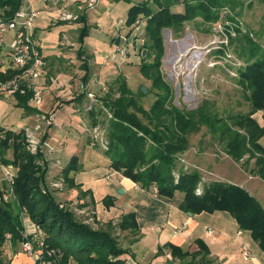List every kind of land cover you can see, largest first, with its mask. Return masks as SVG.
I'll use <instances>...</instances> for the list:
<instances>
[{"label": "trees", "instance_id": "obj_1", "mask_svg": "<svg viewBox=\"0 0 264 264\" xmlns=\"http://www.w3.org/2000/svg\"><path fill=\"white\" fill-rule=\"evenodd\" d=\"M21 1L0 0V16L11 17L22 5ZM238 5L237 0H143L128 9L125 27H131L139 16L145 22L138 67L141 76L151 82L150 92L156 91L155 100L147 110L144 109L125 79L117 76L118 97L111 99L109 92L102 100L103 107L111 113L104 153L109 168L139 188L146 191L155 188L160 196L168 198L175 192L182 193L183 201L179 207L185 213H228L239 229L248 231L264 252V209L255 198L238 185L218 181L205 184L197 194L200 176L196 172H180L177 178L173 176L179 157L191 147L189 138L204 128L205 135H209L231 160L242 162L244 166L253 161L249 172L264 181V148L259 144L264 127L253 117L260 111L264 120V47L254 42L248 33L240 34L235 29L240 42L236 47L237 56L244 63L236 70V83L244 92L249 110L224 118L218 116L206 101L193 110L174 106L172 89L163 81L160 72L164 56L163 30H171L177 35L185 23L197 18L215 23L220 8L229 6L234 10ZM178 6L182 10H176ZM84 19L83 15L78 23ZM143 50H146L144 57ZM81 54L79 49L78 56ZM16 73L10 68L0 71V83L10 81ZM85 76L84 82L88 79L87 72ZM139 93L144 95L140 88ZM14 94L17 106L28 110L32 91L25 89L24 94L17 91ZM1 150L3 157H6V151L9 152V157L3 158L2 162L14 166L15 179L14 195L8 202L1 198L8 188L5 183L0 185V258L4 253L6 233L12 236L13 255L20 253L22 210H25L43 231L46 244L60 251L57 264H124L127 261L124 257L127 250L110 232L91 230L76 222L72 213L59 208L55 193L49 189L46 180V160L42 153L31 155L26 150L23 129L5 131ZM77 169V160L72 157L62 170L69 187L79 188L70 176ZM80 195L85 197L87 193L81 190ZM117 227L121 232L134 233L137 230L135 215L122 216ZM195 243L198 250L193 253L182 252L172 245L165 247L173 259L183 264H214L206 245L199 240Z\"/></svg>", "mask_w": 264, "mask_h": 264}, {"label": "rangeland", "instance_id": "obj_2", "mask_svg": "<svg viewBox=\"0 0 264 264\" xmlns=\"http://www.w3.org/2000/svg\"><path fill=\"white\" fill-rule=\"evenodd\" d=\"M31 1L37 2V0H22L25 4ZM237 1L239 5L234 10L229 6L220 8L218 10L219 18L215 23L204 22L200 18H197L192 22L185 23L183 29L177 35L168 29L162 31L164 56L161 60L160 72L163 81L172 89V104L174 106L180 109L193 110L199 107L203 101H206L210 103L211 109L215 110L218 116L222 118L227 115L244 113L249 110V105L245 101L244 92L236 83V70L243 67L244 63L237 56L236 47L239 46L240 42L238 41L239 36L236 34L235 29L237 28L240 34L248 33L254 42L264 47V3L261 0ZM58 2V5H55L56 7H59L63 3L60 0ZM137 2H143V0H118L117 2H112L114 4L108 6L109 12L105 10L102 12L103 17L100 27L103 24L106 27L109 23L111 28L116 29L122 27L121 34H126L128 28L117 25V22L119 20L125 22L128 9ZM175 9L182 10V7L178 6ZM141 18L142 16H139V19ZM144 28L145 22H143L140 28V34L142 35H144ZM95 38L98 41L106 39L102 33H99V36ZM9 42L10 40L6 44ZM114 43L115 39L111 41L110 46ZM61 46L62 50L64 49L63 52L66 53L65 58H67V61L63 59L66 65L62 64V70L59 69V72L69 75L71 82L61 83V80L57 79V75L51 72V76L47 77L48 84L46 83L47 85L43 86L45 90L43 87L40 88L42 103L43 99H46L50 102L47 105L52 107L50 108L51 110L40 112L47 115L55 114V111L61 107L59 105L53 107L57 103V100L58 103H62L66 97H70L72 94L80 95L81 86H87V92L93 94L95 101L89 102L85 98L84 102L79 104L80 108L74 109L75 111L73 110V113L71 112L72 114H76L77 124L82 130L76 133V138L79 144L85 143L83 151L80 154L85 155L86 167L99 165L100 167L98 168L103 169L105 167L107 169L109 160L104 152L107 147L106 127L111 113L109 109L103 107L102 100L109 92L111 93V99L118 97L117 85L115 84L114 78L122 76L125 79L127 87L133 94L138 96V102L144 109L147 110L155 100L154 94L156 91L150 92L151 82L142 77L139 72V45H137L135 52L130 54L126 59L128 61L129 57L135 56L133 63L126 64V60L105 63L103 58L108 53L103 54L100 63L101 68H95L94 66L90 68L91 71L88 79H90L89 81L92 85H88V79L86 83L83 81L77 82L81 78L79 75L83 74V71L82 73H78L77 71L81 69L78 68L77 70V68L70 64L71 57L75 58L76 61L78 58L79 62L90 58L85 57L86 53L77 57L79 50L76 43L72 44L63 41L61 42ZM3 48L1 50L2 53L4 51ZM51 79L55 83H52ZM51 85H55L54 87L56 88L54 89L57 92L50 88ZM65 85H68L70 89L69 91H65L63 97H61V95H58V92L65 88ZM141 85L147 88V93L144 95L139 93ZM64 95L69 96L64 97ZM66 109L67 112L70 111V108ZM95 121L97 124H94ZM36 122L41 125V131L36 136L41 141V153L47 164L46 180L49 189L55 193L54 196L59 202V208L72 213L76 222L89 227L91 230H106L110 232L112 237L114 236L113 238H116L122 247L124 242L132 237V232L129 238L127 235L122 236L123 233L117 227L120 221H116L115 223L108 222L110 225L95 221L92 213L94 210L86 201V197L80 195V186L79 188L69 187L64 181L62 169L67 160V157H65L66 153L63 152V155L60 154L59 149L50 145L49 142V134H51L50 131L53 123L38 122L34 115L31 122L25 127L33 126ZM69 124V128H73L74 125L72 126L71 122ZM204 132L206 130L202 128L199 133L189 138L191 147L179 157L178 166L173 171L174 178H177L180 172H196L200 176V182L196 187V191L199 190L201 192L202 187L210 182L230 183L224 179H232V171L229 173L225 172L230 167L237 168L233 163L240 164L244 172H247V174L250 173V164L253 161H250L248 165L246 164L244 166L242 162L231 160L220 151L218 145L211 141V137L209 135L206 136ZM58 137L60 140L61 138L66 139V135L59 133L55 134L54 140H57ZM44 144H47L51 150ZM5 155L9 157V152L7 153L6 151ZM108 177L110 180V173L105 175L106 179ZM18 251H21L20 246L18 247ZM3 252L1 258L4 261H10L11 264L23 261L21 252L16 256L11 254L9 248H4Z\"/></svg>", "mask_w": 264, "mask_h": 264}, {"label": "crops", "instance_id": "obj_3", "mask_svg": "<svg viewBox=\"0 0 264 264\" xmlns=\"http://www.w3.org/2000/svg\"><path fill=\"white\" fill-rule=\"evenodd\" d=\"M61 1L68 5H73L81 0ZM114 1L117 2L118 0H98L95 9L86 13L82 22L76 24L59 23L56 25H52L50 22V16L53 11L50 8V0L31 1L28 4L21 1L22 5L20 8L26 12L32 10L40 12L34 22L32 36L39 41L40 54L45 62V73L39 79L41 88L48 84L47 77L51 76V72L57 75V79L61 80V83L71 82L69 75L59 72L62 64H65L63 61H67V58H65L66 53L63 52L64 49L62 50L61 46L63 41L72 44L76 43L78 50L80 49L82 53L81 55L86 53L85 57L90 58L79 62L78 58L76 61L75 58L71 57L70 64L77 70L78 68L81 69L77 71L78 73L83 71V74L79 75L81 78L75 79L77 82H84L86 72L90 76L91 66L95 68L101 66L102 55L110 52L111 41L122 33V27L111 28L109 23L106 27L103 26L104 24L100 27L103 17L102 12L104 10L109 12L108 6L113 5L114 3L112 4V2ZM1 13L2 11H0ZM99 33L104 34L106 39L98 41L95 37L99 36ZM12 39L13 33L7 32L4 36L5 44L8 40L11 42ZM3 49V53L1 52L2 48L0 49L1 72L10 68L5 63L4 53L6 48ZM77 57H79L78 54ZM133 58L135 59V56L129 57L128 61L126 60V64L133 63ZM89 84L92 85L90 81ZM54 86L51 85L50 88H56ZM64 87L58 92L61 97H63L65 91L70 89L68 85ZM43 88L45 90V87ZM50 88L49 90H51ZM84 99V94H72V96L66 97L62 103L59 102L60 104L57 100L53 107L56 105L61 107L55 111L49 142L50 145L59 149L60 154L66 153L65 157H67V160L65 165L72 157L76 158L78 169L75 173H71L70 176L73 177L75 184L79 185L80 189L87 193L85 199L94 210L92 213L95 221L115 223L120 221L122 216L126 214L133 213L135 215L137 230L134 233L132 232V237L129 238L131 231L122 232V236L127 235L129 238L122 245V248L128 252L124 255L127 262L131 261V264H183L178 259H173L169 249L165 246L172 245L180 248L182 252L193 253L198 250L195 242L199 240L208 248L209 257L214 264H264V252L251 238L248 231L239 229L236 221L228 213L214 212L195 215L185 213L179 207L183 201V194L180 192H175L171 198L163 197L157 193L155 188H150L147 191L139 188L129 179L111 170L109 165H107V169L105 167L103 169L98 168L100 167L99 165L86 167L85 155L80 154L85 143L79 144L76 138V133L82 130L77 124L76 114H72L74 109L80 108L79 104L83 103ZM46 101V99H43V103L39 107L29 101V109L25 110L17 106L14 93L0 89V127L5 131L12 132L22 130L31 122L37 112L48 111L52 107L48 106L47 104H50V102ZM66 108H70V111L67 112ZM253 117L261 127H264L262 112H257ZM70 122L72 126L74 125L73 128H69ZM59 133L66 135V139L61 138L60 140L58 137L57 140H54L55 134ZM259 144L264 148V135L259 139ZM233 164L238 170L230 167L225 173L232 171L233 178L224 180L243 188L264 209V181L258 176L244 172L240 164ZM250 165H252V162ZM101 172L102 174L100 175ZM107 173L111 175L110 180L105 178ZM244 247L248 250L247 258L243 256ZM22 257V262L14 264L27 262L28 259L25 256Z\"/></svg>", "mask_w": 264, "mask_h": 264}, {"label": "built area", "instance_id": "obj_4", "mask_svg": "<svg viewBox=\"0 0 264 264\" xmlns=\"http://www.w3.org/2000/svg\"><path fill=\"white\" fill-rule=\"evenodd\" d=\"M50 1L51 9H53L50 16L52 25L59 23L76 24L83 15L94 10L98 3V0H81L73 5L62 3L59 7H56L59 3L58 0ZM39 15L40 12L38 10L26 12L20 8L11 17L5 18L0 16V49L6 48L4 53L5 63L17 72L10 81L0 83V89L11 93L17 91L20 94H24L25 89H30L32 91L30 102L36 107L42 105L39 79L45 73V62L40 54L39 41L32 36V28ZM143 22L141 19H138L131 27H126L128 28L127 33L120 34L117 37L118 43L112 44L110 52L103 58L105 63L109 61L117 62L118 60L125 61L130 54L135 52L137 45H139L138 51H140L144 44V37L140 34ZM117 24L125 26V22L121 20ZM7 32L13 33V39L10 43L5 44L4 36ZM51 82L55 83L53 79H51ZM80 93L84 94L89 102L95 101L93 94L87 92V86H81ZM35 117L38 122H46L47 124H52L55 119L54 114L47 115L41 112H37ZM40 131L41 125L37 122L33 126L23 128L25 147L31 155L42 152L41 141L36 136ZM4 140L5 130L0 127V151ZM44 145L51 150L47 144ZM3 158L5 156L3 157L0 152V185L1 183H5L8 188L1 198L3 202H8L14 195L12 186L15 179V169L13 165L3 163ZM107 179L109 180V177ZM196 193L200 194L199 190ZM20 235V252L28 259L27 262L22 264L58 263L61 256L60 251L46 244L43 231L28 217L25 210H22ZM4 247L9 248L11 254H13L12 236L9 233L4 235ZM243 256L244 258L248 257L246 247L243 248ZM0 264L11 263L10 261H2L0 258ZM124 264H131V261H126Z\"/></svg>", "mask_w": 264, "mask_h": 264}, {"label": "water", "instance_id": "obj_5", "mask_svg": "<svg viewBox=\"0 0 264 264\" xmlns=\"http://www.w3.org/2000/svg\"><path fill=\"white\" fill-rule=\"evenodd\" d=\"M117 43H118V39L116 38V39H115V44H117ZM145 54H146V50H143V51H142V57H144ZM140 89H141V91H142L144 94L147 93V88H146L144 85H141V86H140ZM120 191H121V190H120Z\"/></svg>", "mask_w": 264, "mask_h": 264}]
</instances>
